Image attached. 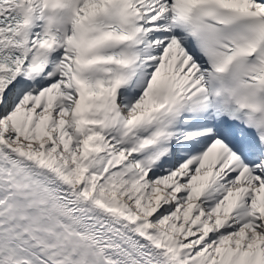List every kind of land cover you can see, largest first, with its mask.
Instances as JSON below:
<instances>
[{"label": "snow or ice", "instance_id": "snow-or-ice-1", "mask_svg": "<svg viewBox=\"0 0 264 264\" xmlns=\"http://www.w3.org/2000/svg\"><path fill=\"white\" fill-rule=\"evenodd\" d=\"M0 264H264V0H0Z\"/></svg>", "mask_w": 264, "mask_h": 264}]
</instances>
